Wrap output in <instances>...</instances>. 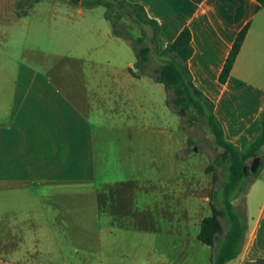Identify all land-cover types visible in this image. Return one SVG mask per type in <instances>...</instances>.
Wrapping results in <instances>:
<instances>
[{"label": "crops", "instance_id": "crops-1", "mask_svg": "<svg viewBox=\"0 0 264 264\" xmlns=\"http://www.w3.org/2000/svg\"><path fill=\"white\" fill-rule=\"evenodd\" d=\"M125 1L140 4L158 23L152 50L158 66L166 60L160 52L188 28L192 54L185 64L192 82L212 102L223 138L245 150L260 133L264 108V6L255 0ZM3 4L0 0V9ZM245 25L229 76L220 83L226 56ZM141 29L131 35L144 33L148 43L150 31ZM111 36L118 37L112 29ZM9 62L15 66V60ZM134 63L123 69L132 79L128 69ZM15 68L8 80H0V194L10 192L17 206L0 214V264H210L211 248L197 237L203 218L212 214V177L205 168L198 177L176 171L175 157L189 153V139L186 147L177 146L170 129L149 128L138 116L136 106L148 99L141 77L125 86L91 83L80 75L76 81L32 83L20 80V67ZM100 134L112 142L101 149ZM149 137L159 146L157 177H97L106 150L114 149L113 163L127 169ZM74 185H92L90 195L78 194L93 203L86 227L73 226L78 221L69 202L79 196L67 191ZM244 206L240 250L226 264L264 261L262 168ZM76 229L86 232L85 241L72 237Z\"/></svg>", "mask_w": 264, "mask_h": 264}, {"label": "rangeland", "instance_id": "rangeland-1", "mask_svg": "<svg viewBox=\"0 0 264 264\" xmlns=\"http://www.w3.org/2000/svg\"><path fill=\"white\" fill-rule=\"evenodd\" d=\"M13 1L4 0V9H0V55L2 56L0 57V80H8L7 73L13 72L17 66L21 71L19 79L31 80L32 83L59 82L61 77L68 81H76L79 75L86 76L91 83L100 81L107 86L112 84L125 86L131 80L136 81L134 79L137 77L132 79L123 70L127 63H134L136 59L134 50L123 37L111 36L112 25L104 17L106 11L104 6L85 8L80 5V0V4L70 3L69 0ZM118 1L108 0L112 4H117ZM20 3L22 7L17 5ZM118 12L114 6L111 14L115 15ZM119 24H123L120 26L129 29L130 32L135 30L134 32L140 34L141 28L148 33L150 31L148 27L138 26L123 16ZM10 59L15 60V66L9 62ZM155 59L149 63V72L158 66ZM140 77L148 99H143L142 104L136 106L135 111L138 116L142 114L143 118H146L143 122L147 123L149 128L170 129L172 139L177 146L186 147V140L189 139L187 149L189 153L181 155L180 158L175 157L176 171L179 170L184 177H198L203 174L205 168L206 173L211 177L214 176L218 183L223 182L225 171L221 166L214 165L212 171L207 170L222 149L215 143L214 135L205 119L194 109L188 116L180 117L166 104L169 92L163 85L152 81L151 77L148 78L149 76L145 74ZM189 116L195 119L190 120ZM107 140L106 136L100 134L98 141L101 144L98 147L101 149L112 143L111 138L108 142ZM156 144V138L149 137L148 145H142V153L127 165V169L113 163L114 149H111V153L106 150V159L100 160L101 168L100 173L97 172V177L110 180L124 177L146 180L157 177L155 156L156 148L159 146ZM262 154H264V146L261 147L258 156ZM98 155L103 156L101 153ZM137 160L140 161L137 162ZM251 160H247L248 165ZM262 169L264 170V165ZM91 186L78 185L70 188L67 193L72 194L70 196L90 195ZM11 199L10 192L0 194V214L10 211V208L17 209V206L14 207L11 203ZM240 202L241 196L233 201L235 206H238ZM69 204L73 206L70 215L78 221L73 226H88L93 212L92 200L79 196ZM221 222L224 234L227 223L224 218ZM0 224H2L1 218ZM70 234L79 242L85 241L82 237L86 232L76 229ZM223 234L220 235L221 240ZM42 236L46 238V234ZM63 250L71 254V249L64 247Z\"/></svg>", "mask_w": 264, "mask_h": 264}, {"label": "trees", "instance_id": "trees-1", "mask_svg": "<svg viewBox=\"0 0 264 264\" xmlns=\"http://www.w3.org/2000/svg\"><path fill=\"white\" fill-rule=\"evenodd\" d=\"M27 1V0H19ZM38 0H32L37 2ZM260 6H264V0H255ZM70 3L80 4L85 8L104 6L106 11L104 17L111 22L112 33L123 37L130 42L135 52L136 61L134 68H129V73L134 77L147 75L154 81L161 83L169 92L166 104L170 106L180 117H185L194 109L205 119L207 126L214 135L215 143L222 149L216 156L213 164L209 165L208 172L214 169V165L221 166L225 171V180L217 181L212 176L214 184L210 195L211 216L203 218L198 240L211 248L210 264H226L239 253L243 234L245 230V206L244 200L252 180L258 175L264 165V154L260 155V163L254 172L249 171L247 160L258 156L261 147L264 146V108L260 118V133L249 143L245 150L236 149L230 142L223 138L221 126L213 113V104L197 90L192 82L190 72L186 67V61L192 54L191 35L188 28H183L176 38L168 44L160 55L166 60L149 72L153 54V44L159 31L158 23L148 18L140 4H129L125 0H119L112 4L108 0H69ZM22 3L17 4L18 7ZM119 11L111 14L112 8ZM125 17L138 26L148 27L150 40L145 41L144 33L140 37L133 38L129 29H124L119 24L121 18ZM124 29V32H122ZM248 25H245L236 35L231 48L226 56L218 81L223 83L229 76L233 63L238 55L242 42L247 33ZM190 120L195 119L189 116ZM241 196V202L235 206L233 201ZM227 223V229L223 234L221 219ZM223 234L222 240L220 235ZM264 264V261L258 263Z\"/></svg>", "mask_w": 264, "mask_h": 264}, {"label": "water", "instance_id": "water-1", "mask_svg": "<svg viewBox=\"0 0 264 264\" xmlns=\"http://www.w3.org/2000/svg\"><path fill=\"white\" fill-rule=\"evenodd\" d=\"M76 1H79V0H76ZM259 163H260V156H256L254 157L252 160H251V163L249 165V171L252 173L254 172L257 167L259 166Z\"/></svg>", "mask_w": 264, "mask_h": 264}]
</instances>
